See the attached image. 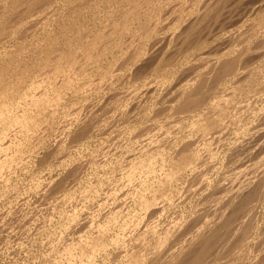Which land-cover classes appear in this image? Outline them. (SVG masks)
Returning a JSON list of instances; mask_svg holds the SVG:
<instances>
[{
  "label": "bare ground",
  "instance_id": "6f19581e",
  "mask_svg": "<svg viewBox=\"0 0 264 264\" xmlns=\"http://www.w3.org/2000/svg\"><path fill=\"white\" fill-rule=\"evenodd\" d=\"M222 1L0 0V147L3 149L7 144L3 152L9 150L6 154L2 153L4 156L0 153L3 157L0 158V171L3 169L0 176V193H4L2 195L5 196L9 192L11 173L17 165L13 163L16 158L26 152L29 155L37 153V145L45 149H42L43 154L38 153L35 156L38 159L37 162L34 160V164L36 166L39 164L38 169L46 157L51 156L53 158L49 157L51 162L55 161L53 164L57 162L62 171L68 170L71 173L72 181L77 186L81 181L87 180L79 191L83 198H93L98 192L108 189L105 192L107 197L106 193H110L111 188V191L115 189L113 182H119L123 187L122 192L126 191L123 196V193L119 195L122 196V200L125 196L123 202L121 197L119 198L120 204L113 198L111 199L113 201L107 198L114 205L116 203L112 209L105 208L109 202L104 205L101 202L97 203L98 207L102 208L100 209L102 213H94L96 210L99 211L98 208L94 210L95 206L94 211L92 210L93 217L91 212L90 220L88 218L89 223L91 222L88 230L86 228L88 222L84 221L86 225L82 224V227L86 226L84 227L86 231L82 234L77 232L78 230L74 231L80 234L76 238L73 235V238L67 236L70 239L65 240L67 238L65 237L63 240L62 232L66 229L67 232L71 230L72 224L78 220L76 217L79 210L60 214L58 225H52L55 233L49 234L50 247L46 250L49 251L48 256L52 254L60 261L57 264L65 261V264H264V152L262 156L260 153V157L253 153L252 157L254 155L257 157L252 163L247 162L249 169L244 170V166L241 169L238 167L240 171L234 172H237L235 177L228 176L231 163L234 161V155L232 156L230 150L238 146V143L242 142L240 138L244 137L237 138L240 131L248 124H253L264 117V58L261 61V56L248 61L245 59V55L250 51L264 52V9L256 13L254 21H248L250 23L248 27L243 29L239 26L243 30L238 31L230 39V36L225 35L229 41L227 48L224 46L226 48L224 53L217 54L212 60L207 57L210 61L207 59L208 62L205 61L203 64H200V60L197 62L198 65L194 62L196 65L193 68H187L178 81L176 78L177 83L176 81L171 83L175 84L172 85L175 87L173 94L171 93L172 97H169L171 94L168 95L166 86L161 92L160 84L168 80L172 82L175 70L193 54L188 49L189 44L185 48L181 46L173 48L170 40L168 46L163 48V45L166 46V39H163L164 41L160 39V44L157 41L159 45L155 43L159 46L157 49H161L162 41L165 43H162L165 50L161 53L158 50L156 54L157 49H152L151 46L154 45L150 42L159 36V31L163 29L162 22L165 20L167 22L166 25L163 23V27L165 25L167 31L178 30L180 38L189 34V31L200 30L201 26L202 28L206 26L202 24L208 19V22L212 23L215 19L213 13L215 9L219 10V5L224 3ZM236 6L238 7L237 4ZM211 14L214 15L212 20ZM173 31L167 33L164 30L163 34L171 37ZM194 31L190 32V36L194 35V39L190 40L198 41L199 39L195 38L198 32L193 34ZM29 35L32 36L30 42L26 40ZM185 37L188 39L186 35ZM16 40H20L21 43L18 41L17 45ZM191 42L193 46L194 43ZM14 44L16 46H13ZM170 45L173 50L169 52ZM19 47H22L23 50L20 49L26 55H23ZM224 47L220 48L221 51ZM220 49L215 52L219 53ZM199 52L198 55L202 52L205 54L204 50ZM158 53L161 57L157 63H153L158 59L156 58ZM259 54L264 57V53ZM212 55L210 53V56ZM200 56L203 62L205 56L202 54ZM196 57L194 55L193 58ZM146 65L149 72L145 70ZM148 73H152V79ZM229 79L234 80L230 85H226ZM143 85L150 87L145 88V92L140 91ZM170 88L171 86L169 90ZM159 89L170 98L166 100L161 94L167 102L164 101L165 105L162 106H156L157 100H162ZM100 92L103 93L102 98ZM152 92L159 97V99L155 97L156 104L152 103L154 99ZM93 93L95 95L99 93L100 96L91 101L93 98L90 96ZM148 110L152 112L149 119L144 117ZM124 115L128 117L125 118ZM137 122H141L140 127H137ZM260 124L261 122L255 126L259 127ZM117 126L120 131L114 138L112 137V148L108 151L102 146L104 151L100 149V153L98 151L100 145L96 146L98 143L94 145L96 146L94 151L91 147H84L85 139L89 141L94 138L95 141L97 138L95 134L98 136L106 134L110 128ZM252 126L254 128V124L249 128ZM262 127L260 128L263 129ZM254 129L252 133L247 132L251 133L252 137L254 134L259 135L260 130L257 132L256 128ZM52 133L57 136L56 138L54 135L56 138L54 140L50 139ZM243 134L241 132V135ZM108 135L110 137V134ZM251 135H246L250 137L246 139L247 143H250ZM261 136L264 137L260 134ZM255 139L257 142L258 138ZM231 140L240 141L237 144L233 143L236 144L234 146L231 145ZM228 152H231L230 158L233 160L223 162V158L229 159ZM98 154L101 155V159L97 158ZM243 154L239 155L242 157ZM218 157H222L221 160ZM78 162L81 163L78 165ZM23 168L25 171L26 168ZM242 175H249L250 178L248 177L247 181L239 180L238 177ZM49 180L51 188L46 185L48 192L44 187L42 189L45 195L48 194V200L55 196L58 188L53 187L51 178ZM227 180L228 182L230 180V184L226 182ZM107 181H112L109 185L113 187L109 186L110 188L99 191L101 185ZM224 181L229 185L225 186ZM222 182L224 186L221 185ZM68 187L66 185L67 191L62 194L69 200L76 185L72 183V186ZM6 189L8 191H5ZM114 193L119 194L117 191ZM99 196L98 201L107 200L103 195ZM115 197L118 198L114 196V199ZM87 200L84 199L86 202ZM111 205L107 207H112ZM179 205H184L188 213L184 214L182 211L173 214L171 209ZM5 209L0 215V221H4ZM16 210L14 209V212L20 211ZM8 211H13V208ZM14 212L13 216L22 214L21 211L18 214ZM12 213L9 212L10 219L13 218ZM17 217L23 220L20 216ZM5 219L7 220V214ZM14 221L13 219V223ZM9 222L8 225L11 224V220ZM4 223L7 225L6 221ZM14 228L13 230L20 231L17 227ZM58 230H61L60 235L57 234ZM55 241L59 243L57 247ZM3 242L5 243V240ZM110 249H115L114 255L110 253Z\"/></svg>",
  "mask_w": 264,
  "mask_h": 264
},
{
  "label": "rangeland",
  "instance_id": "374dc122",
  "mask_svg": "<svg viewBox=\"0 0 264 264\" xmlns=\"http://www.w3.org/2000/svg\"><path fill=\"white\" fill-rule=\"evenodd\" d=\"M227 1V2H226ZM228 1H230L229 3H228ZM244 0H223L222 2H224V3H222V4H220L219 6H220V8H219V6H218V8H219V10H217V9H215V12L213 13L215 16L216 15H218V16H214L213 14H211L210 15V17H208V18H210L211 20L212 19H214V20H212V23L211 22H208L209 21V19H208V21H205V23H203L202 25L204 26V25H206L205 27H203L202 28V26L199 28L200 30H202V31H200V30H193L194 31V33L193 34H196L197 32L199 33H197L196 35H195V38H197V39H199L198 41L200 42H198L196 39L195 40H190V39H194L193 37H194V35L193 36H190L191 34H190V32L191 31H189L188 33L189 34H185L187 37H188V39L190 40V41H192L191 43H194L193 44V46H192V44H190V41L188 40V39H185L186 37H185V35H183L182 36V38H180L181 37V35H179V33L180 32H178V30H176V31H173V30H169V31H173V33L172 34H174V36H172V34H171V32L169 33V34H171L170 36L171 37H175L176 35V37L173 39V38H171V37H168V36H166V35H164L163 33H164V30L168 33L169 31H167L166 29H165V25H166V23L165 22H167L166 20L165 21H163L162 22V26H161V31H159V36H158V34H157V38H155L156 40H151L150 42L152 43L151 45H154V47L153 46H151V45H149L150 43H148L147 42V44L149 45V46H151L152 47V49H157V47H159V46H157V45H159L160 44V39H166L165 41L167 42L166 43V46L165 45H163L164 47L163 48H165V47H167L168 46V44L170 43V41L172 42V46H173V48L175 47H187L188 46V44H189V47H188V49L190 50V53L191 54H193V56L192 57H190L189 58V60H187V61H185L184 62V64L181 66H179L180 67V69H182V71H180V69H179V67L175 70V75H173V77H172V79H171V81L172 82H170V80H168V81H166L165 83H162V84H160V85H162V91L161 92H163V90L164 89H166V87H168L167 89H168V95H170L171 93L173 94V91H174V89L173 88H175V87H173L174 85L173 84H171V83H173V81L175 82L176 81V78H177V81H178V78L182 75V73H184L186 70H188L187 68H193V66L194 65H196V64H194V62H198L199 60V62H200V64H203V63H205V61L206 62H208L207 61V59L209 58L210 60H212L213 59V57H215L217 54H222V53H224V50L227 48V44H228V39H227V37H229V39L233 36V35H235V34H237L238 33V31L240 32V31H242L243 29H245L246 27H248V25L250 24V23H248V21L249 20H252V21H254V19L257 17V14L256 13H258V12H260V10L262 11V9H264V0H245L244 2H243ZM237 2V3H236ZM238 5V7L236 6V4ZM246 3V4H245ZM255 3H257V4H255ZM249 4V5H248ZM261 4H262V7H261ZM242 5V6H241ZM257 6V7H256ZM217 7V6H216ZM253 7V8H252ZM233 8V9H232ZM261 8V9H260ZM229 9V10H228ZM231 9V10H230ZM251 9H253V10H251ZM217 11V12H216ZM232 11H234V12H232ZM239 11V12H238ZM244 11H245V13H244ZM230 12V13H229ZM243 12V13H242ZM217 13V14H216ZM234 15H233V14ZM236 13V14H235ZM241 13H242V15H241ZM221 14V15H220ZM227 14V15H226ZM230 14V15H229ZM232 14V15H231ZM237 14H239V15H237ZM245 15V16H244ZM251 15V16H250ZM254 15V16H253ZM214 16V18H212ZM223 16H224V18H223ZM240 16V17H239ZM227 18V20H226V18ZM233 17V18H232ZM253 17V18H252ZM230 18V19H229ZM237 18V19H236ZM72 20H73V16H72ZM210 20V21H211ZM224 20V21H223ZM82 21V20H81ZM80 20H79V22H81ZM215 21V22H214ZM218 21V22H217ZM220 21V22H219ZM230 23H228V22ZM251 21V22H252ZM67 22V21H66ZM70 22V21H69ZM84 22V21H83ZM214 22V23H213ZM223 22V23H222ZM250 22V21H249ZM163 23L165 24L164 25V27H163ZM208 23V24H207ZM83 24V23H82ZM168 24V23H167ZM209 27H208V26ZM212 25H213V28H212ZM214 25H215V27H214ZM217 25H219V26H217ZM224 27H223V26ZM236 25H238V26H236ZM242 25H244V26H242ZM242 27L241 29H240V27ZM221 27V28H220ZM202 28V29H201ZM210 28H211V30H210ZM217 28V29H216ZM220 28V29H219ZM231 28V29H230ZM221 29H222V31H221ZM204 30V31H203ZM205 30H206V32H205ZM219 30V31H218ZM192 31V32H193ZM200 31V32H199ZM208 31V32H207ZM231 31V32H230ZM161 32V33H160ZM166 32H165V34H166ZM175 32H178V33H176L175 34ZM191 32V33H192ZM204 32V33H203ZM209 32H211V33H209ZM227 32V33H226ZM236 32V33H235ZM231 33V34H230ZM168 34V35H169ZM204 34V35H203ZM211 34V35H210ZM217 34H219L218 36H217ZM228 34V35H227ZM162 35H163V37H162ZM227 37H226V36ZM211 36V37H210ZM214 36H216V37H214ZM32 38V36L31 35H29V38H26V40H30L31 41V38ZM178 37V38H177ZM191 37V38H190ZM199 37V38H198ZM19 38V37H18ZM34 38V37H33ZM168 38H171V39H168ZM177 38V39H176ZM208 38V39H207ZM226 38V39H225ZM201 39V40H200ZM221 39V41H219ZM163 40V41H164ZM170 40V41H169ZM174 40V41H173ZM179 40V41H178ZM181 40V41H180ZM17 41V40H16ZM19 42H20V40H18ZM18 41H17V45L19 44L18 43ZM29 41V42H30ZM159 42V44H157L158 42ZM161 42V49H157V50H155V53H156V51H158V50H160L159 52L161 53L162 51H164L165 49H163L162 48V43H164V42ZM196 43H195V42ZM203 41V42H202ZM25 42V41H24ZM157 42V43H156ZM169 42V43H168ZM177 42H179V43H177ZM182 42H184V43H182ZM197 42H198V44H197ZM21 43V42H20ZM157 45H156V44ZM209 45H208V44ZM213 43H214V45H213ZM165 44V43H164ZM177 44V45H176ZM180 44V45H179ZM200 44V45H199ZM226 44V45H225ZM170 45V49L168 50L169 52H170V50L172 49L173 50V48H172V46ZM196 45H198L197 47H196ZM13 46H16L15 44L13 45ZM190 46H192V47H190ZM199 46H201L202 48L200 49L199 48ZM206 46V47H205ZM224 47V49L221 51V49L220 48H222V47ZM151 47H148V49H151ZM208 47V48H207ZM22 49V47H19V49ZM197 49V51H198V49H199V51H203L204 50V52H205V54H203V52L201 53L202 54V56L204 57V60H203V62H202V60H201V54L200 55H198V52H196L194 49ZM214 48V49H213ZM21 49H20V51H21ZM219 49H220V52L218 53V52H215V51H219ZM23 50V49H22ZM195 52H194V51ZM211 50V51H210ZM19 51V52H20ZM151 51V50H150ZM215 52V54H214V52ZM19 52H17V53H19ZM21 52H23V51H21ZM20 52V53H21ZM206 52H208V53H206ZM195 53H197V54H195ZM200 53V52H199ZM210 53L211 54H213L212 56H210ZM252 55H251V54ZM259 53H264V52H256L255 53V50L254 51H250L247 55H245V59L248 61V60H250V59H253V58H256V57H258V56H261V58H260V61L261 60H263V55L262 54H259ZM22 54V53H21ZM157 54V53H156ZM257 54V55H256ZM23 55H26V53L24 54V52H23ZM158 55H159V53H158ZM158 55H156V58H158V59H155V61L153 62V63H157V61L160 59V57H161V54L159 55V57H158ZM194 55L195 56H197L196 58H193L194 57ZM256 55V56H255ZM200 56V57H199ZM208 57V58H207ZM210 57H212V58H210ZM200 58V59H199ZM191 59V60H190ZM193 59H195V60H193ZM208 59V60H209ZM8 60V59H7ZM192 60H193V62H192ZM209 60V61H210ZM8 61H6V63H7ZM188 62V63H187ZM192 62V64L193 65H191L190 63ZM202 62V63H201ZM10 63V62H9ZM186 64V65H185ZM199 63H197V65H198ZM150 66H151V64H149ZM150 66H148V67H150ZM185 66V67H184ZM147 67V65L145 66V70H146V72H147V70L149 69H147L146 68ZM182 67V68H181ZM184 68V69H183ZM129 71V69H126V71ZM180 72H179V71ZM125 71V72H126ZM150 70H148V72H149ZM178 71V72H177ZM124 72V71H123ZM152 72V71H151ZM149 74V75H148ZM147 75L148 76H150V78L152 79V76H151V74L152 73H148ZM237 77H239V76H237ZM96 78V77H95ZM150 79L148 78L147 79V81H149ZM232 80H234V79H232ZM231 79H229V81L227 82V84L226 85H230L231 84V81H232ZM177 81H176V83H177ZM92 82V81H91ZM230 82V83H229ZM233 82V81H232ZM95 83V82H94ZM229 83V84H228ZM166 84V85H165ZM173 85V86H172ZM225 85V86H226ZM115 86V85H114ZM152 86V85H151ZM166 86V87H165ZM171 86V88H170V90H169V87ZM142 88H141V90L140 91H144L145 92V88H148V87H150V86H148L147 85V87L146 86H141ZM120 88V87H119ZM119 88H117V89H119ZM160 88V87H159ZM112 89V88H111ZM161 89V88H160ZM160 89H159V93H160V96H161V94H162V96H164L165 98H166V100H167V98H169V97H172V94H171V96H169V97H167L166 95V93H167V90H166V92H165V94L166 95H164V93H161L160 92ZM113 90H115L114 89V87H113ZM112 92V91H111ZM144 92H142V93H144ZM154 92H156L157 93V91H154ZM154 92H152L151 94H153L154 96H153V98L155 99H153V101H152V103H155L156 104V100L157 99H159V97H156V93H154ZM159 93H158V95H159ZM102 92H100V95H101V98H102ZM99 95V93L97 94L96 93V95H95V93H93L91 96H90V98L92 99H90L91 101H93V100H95V98H98V96H100ZM157 95V96H158ZM97 96V97H96ZM104 96V95H103ZM162 96H161V98L160 99H162V100H157V103L158 104H156V106L158 105V106H162V104L163 105H165V102H166V100H164L165 98L163 97L162 98ZM157 99H156V98ZM170 99V98H169ZM89 100V102H91ZM161 103H160V102ZM163 101V102H162ZM165 101V102H164ZM167 103V102H166ZM151 105V104H150ZM151 110H152V107H151ZM151 110H148L147 112H146V115L144 116V117H147L148 119H149V115H150V113H152L151 112ZM148 114V115H147ZM259 115H261V114H259ZM123 117H125V118H127L128 117V115H127V117L124 115ZM261 119H264V117H262V118H260V120ZM259 119L257 120V121H260ZM257 121H255L253 124H254V128H256V130H257V127L258 126H255V124L256 125H258L260 122H261V126L259 125V129L258 130H260L259 132H258V130H257V132L259 133V135H257V136H259L260 137V134H262V135H264L263 134V130H264V121H260V122H257ZM141 125V122L140 123H136V125H137V127H140V125ZM253 124H248L246 127H243L242 128V130L240 131V134L238 135V137L237 138H240V137H242V136H244L243 138L245 139V140H243V138H240L241 140H242V142L240 141V143H238V146L236 145L237 144V142H239L238 140H237V142L235 141V142H232V141H234V140H231V145H236L237 146V151L235 150V148H236V146L233 148V149H231L230 151L232 152V156L234 155V157H233V159H234V161H232L233 159L232 158H230V157H232L231 156V152H228L227 153V157H229V159L228 158H223L222 159V161L223 162H227V161H232L233 162V164L231 163V168L229 169V174H228V176L229 177H231V176H233V177H235V175H236V173L238 172L239 173V168L241 169V168H243L242 166H244V170H247V169H249V165H248V167H247V162H248V164H250V163H252L254 160V158L256 159V157L258 156V157H260V153H261V156H262V152H264V144H262L263 142H264V137L263 136H261L260 138L259 137H257L254 133V135H253V137H252V135H251V133L252 132H254L255 131V129L253 128V126H252V128H249V127H251V125H253ZM262 125H263V127H262ZM260 127H262L263 129H261ZM113 128H114V130H113ZM113 128H110V130H108L107 132H106V134H103V135H97V134H95L94 136H97V138H96V142L92 139H89V141H87V139H85L84 140V143L86 144H84L85 146L84 147H91V148H93V151H94V149H96V146H98V145H100V146H98V151H100V149H101V151L104 149V150H106L107 149V151L110 149V148H112V141H113V139H112V137L114 138L117 134H118V132L120 131V130H118L119 129V127L117 126V128L116 127H113ZM249 128V129H248ZM108 128H106V130H107ZM252 129H254V130H252ZM112 130V131H111ZM246 131V132H244V131ZM248 130V131H247ZM263 132H262V131ZM251 132V133H247V132ZM104 132V133H105ZM115 132H117L116 134H115ZM241 132H242V134H243V132H244V134L243 135H241ZM110 134V137H111V139H110V137H109V135L108 134ZM111 133H113V135L111 134ZM247 133V134H246ZM256 133V132H255ZM55 133H52L51 134V136H50V139L52 140H54V139H56L57 138V136H56V138H55ZM246 135H251V140H252V138H254V136H255V138H258L257 139V142H259V143H257L256 142V139L254 138V141H252L251 142V140L249 141L250 143H247L246 142V139H249L250 137H247ZM103 136V137H102ZM240 136V137H239ZM246 137V138H245ZM263 137V138H262ZM100 138V139H99ZM236 138V139H237ZM261 139V140H260ZM90 140H91V142H90ZM98 140V141H97ZM102 140H104V141H102ZM141 140V139H140ZM258 140H260V141H258ZM86 141V142H85ZM107 141H108V143H107ZM261 141H263V142H261ZM95 142V143H94ZM101 142V143H100ZM253 142H255L254 143V146H256L255 148H254V146H253ZM96 143H98L97 145H96ZM111 143V144H110ZM233 143H236V144H233ZM247 143V144H246ZM89 144V146H87ZM242 144V145H241ZM245 144V145H244ZM249 144V145H248ZM251 144V145H250ZM259 144V145H258ZM94 145H96L95 147H94ZM246 145H248V149H247V146ZM257 145H258V148H257ZM6 146H7V144L4 146V148L6 149ZM38 147H36V148H38L37 149V153H35V154H32V153H30V155H31V157H30V155L29 154H27V152L26 153H24L26 156H24V154H22V155H19L18 156V158H16V161H19L20 163L18 164V162H13V163H15V164H17V165H15V164H13L12 163V165L15 167V169L13 170L14 172H12L11 173V177H12V181H11V186H10V188H8L9 189V192H7L6 193V198H5V196L4 195H2V194H4V193H0V211L2 212H0V215H2L4 212V209H5V214L3 215V218H4V221L2 220V221H0V223H2V225L0 224V264H17L18 262V264H57V262H60V261H58L57 259H56V257L54 256V255H50V253H49V255L50 256H48V252L49 251H46V250H49V247H50V235L49 234H54L55 233V231L53 230V228H52V225H54V224H56V225H58V221H59V219L61 218L60 216L63 214V213H65L66 214V212L68 211H70V210H72V211H78L79 210V212H78V217H76V219H78V220H75L76 222H74L72 225V228H71V230H69L68 232L66 231V230H64V232H62V239L64 240V238L65 237H67V236H71L72 238L74 237V238H76L78 235H80V234H82L83 233V231H86L85 229L87 228V230H88V226H90V224H91V222L89 223V220H90V217L89 216H91L90 215V213L92 212V210H93V208H95V206H96V208L94 209V210H96L97 208H98V210L99 211H94V213H96V212H100L101 210L100 209H102L101 207L99 208L98 206V204H101V203H103V205H104V203L106 204V202H109L107 205H111V204H113V205H111L112 207H107V205H105V208H108V209H112V208H114V206L116 205V203L117 204H120V200H119V198L121 197V200H122V196L124 195V193L126 192H122V189H123V187L121 186V184L119 183V182H117V183H112V181L111 182H105V183H103L102 185H101V188L99 189V191H103V188L104 189H107L109 186H111V187H113L112 185H109V183L111 184H115L114 186H115V189H117L116 191H117V193H119L118 191H120V193L119 194H116L115 195V193L114 192H116L115 191V189H113L112 191H111V189H110V193H111V195H109L110 193H106V196L107 197H105V192L108 190H104V192H98V194L100 195V193H103V194H101L100 196L98 195V194H96V195H98L99 197H103L104 196V198H109L110 200L113 198V200H115L116 201V203H115V205H114V203H111L110 201H108L109 199H107V200H105V199H103V201L104 202H102L100 199L101 198H99V200L100 201H98L97 200V198H98V196L97 197H90V198H83V196L81 195V193L79 192L80 191V187H81V185L82 184H84L85 182V180H83V179H81V180H83V181H79L80 183L78 184V186H77V184L74 182V181H72V175H71V173H69L68 172V170H65V172H68L69 173V175H67L68 173H65L64 171H62L61 169H60V166H58V164H57V162L55 163V164H57V165H55V164H53L55 161L54 160H52V162H51V159L50 158H52L51 156H48V157H46V159H45V162L43 163V164H45V165H43V164H41L40 165V167L41 168H39L38 169V167H39V164H38V166H36V164H34V160H35V162H37V159H38V157H35V156H37V154L38 153H40V155L41 154H43L42 153V151L43 150H45L44 148H40L39 147V145H37ZM104 148H103V147ZM246 146V147H245ZM252 147V149H250V147ZM100 147H102V148H100ZM233 147V146H232ZM241 147V148H240ZM242 147H243V149L245 150H243L242 149ZM245 147V148H244ZM1 148V147H0ZM3 148V149H4ZM35 148V149H36ZM40 148V149H39ZM263 148V149H262ZM2 148L0 149V153L2 154V153H5L6 154V152H9V150L7 151L6 150V152H3V151H5V150H3ZM32 149H34V148H32ZM43 149V150H42ZM241 149H242V151H243V153H242V151H241ZM256 151H255V150ZM103 150V151H104ZM253 150H254V152H253ZM41 151V152H40ZM101 151H100V153H101ZM236 151V153H234V152ZM239 151V152H238ZM238 152V153H237ZM29 153V152H28ZM234 153V154H233ZM243 154L244 156H240L239 154ZM250 153V154H249ZM253 153L254 154H256L257 156L255 157V155L252 157V155H253ZM259 153V154H258ZM5 154H2V156H4ZM238 155V156H240V157H238V156H236V155ZM246 154H247V156H246ZM250 156H249V155ZM1 155H0V158L2 157ZM22 156V157H21ZM98 157V159H101V155L100 154H98L97 155ZM27 157V158H26ZM32 157H35V158H32ZM50 157V158H49ZM244 157V158H243ZM3 158V157H2ZM19 158H23L22 160L20 159L19 160ZM220 160H221V158L222 157H218ZM242 158H243V160H242ZM248 158H250V159H248ZM32 160V161H30V160ZM53 159V158H52ZM228 159V160H227ZM231 159V160H230ZM252 159V160H251ZM26 160V161H25ZM29 162H28V161ZM49 160V161H48ZM226 160V161H225ZM235 160H238V162L236 161L235 162ZM249 160V161H248ZM251 160V161H250ZM25 161V162H24ZM27 162V163H26ZM48 162V163H47ZM244 162V163H243ZM25 163V164H24ZM33 163V164H32ZM81 163V162H80ZM79 162H78V165L80 164ZM235 163H236V165H235ZM240 163H242V165L240 164ZM22 164V165H21ZM49 164V165H48ZM51 165H52V168H51ZM235 165V166H234ZM239 165H241V166H239ZM12 166V167H13ZM50 166V167H49ZM23 167H25L26 169H25V171H23L24 170V168ZM37 168L38 170H36L35 168ZM232 167H234V168H232ZM239 167V168H238ZM20 168V169H19ZM27 168H29V169H27ZM57 169V172H56V169ZM23 169V170H22ZM45 169V170H44ZM235 169V170H234ZM16 170V171H15ZM33 172H32V171ZM42 170V171H41ZM48 170H50V172H47ZM54 172H53V171ZM61 170V171H60ZM237 170H239V171H237ZM2 171H3V169H1V171H0V176H1V174H2ZM4 171H7L6 169H4ZM30 171V172H29ZM235 171H237L236 173H234ZM63 172H64V174H63ZM14 173V174H13ZM30 174V175H28V174ZM48 173V174H47ZM55 173V174H54ZM60 173V174H59ZM62 173V174H61ZM232 173H234V175L231 174ZM39 174V175H38ZM43 174H45V176L43 175ZM54 174V175H53ZM57 174V175H56ZM66 174V175H65ZM251 173H249V175H250ZM249 175H247V176H244V175H242V176H240V178L238 177V179L239 180H243V181H247V179H249L250 177H249ZM29 176V177H28ZM32 176V177H31ZM40 176H41V178H40ZM49 176V177H48ZM60 176V177H59ZM62 176H64L63 178H62ZM66 176H68V177H66ZM71 176V177H70ZM227 176V177H228ZM245 177V179H244V177ZM27 177H28V179H27ZM39 177V178H38ZM56 177V178H55ZM59 177V178H58ZM249 177V178H248ZM22 178H24V179H22ZM31 178V179H30ZM51 178V180H52V182H51V184L53 185V187H55V186H57L58 188L56 189L57 190V192H56V194H57V196H56V194H55V196L54 197H52V198H50L49 200H48V198H49V196H47L48 194H47V192H48V190H46L47 189V186L50 184V179ZM56 181V183H55V181L53 180V179ZM65 178V179H64ZM68 178V179H67ZM21 179V180H20ZM38 180V182H37V180ZM60 179V180H59ZM20 180V181H19ZM41 180V181H40ZM46 180V181H45ZM48 180V181H47ZM66 180V181H65ZM72 182H71V181ZM17 181V182H16ZM28 181H29V183H28ZM33 181V182H32ZM54 181V182H53ZM60 181V182H59ZM62 181H65L64 183H66L67 182V184H64ZM87 181V180H86ZM12 182H13V184H12ZM26 182V183H25ZM47 182V184H45ZM48 182H49V184H48ZM226 182H228V180L226 181ZM229 182H230V180H229ZM228 182V183H229ZM16 183V184H15ZM25 183V184H24ZM61 183V184H60ZM72 183H73V185L75 184L76 185V188L74 189V191L73 192H71L72 194H71V197H70V199L68 200V198H64L63 197V194L62 193H66V191H67V188H69L68 187V185H71L72 186ZM224 183H225V181H224ZM228 183H225L226 185L225 186H227V185H229ZM21 186H20V185ZM27 184H29V186H27ZM45 184V185H44ZM60 184V185H59ZM108 186H107V185ZM120 184V186H118V187H120L119 189H118V187L116 186V185H119ZM18 185V186H17ZM32 185V186H31ZM35 185V186H34ZM47 185V186H46ZM62 185H64V186H62ZM66 185H67V188H66ZM106 185V186H105ZM221 185H223V182L221 183ZM22 186H24V187H22ZM42 186V187H41ZM224 186V185H223ZM11 187H13V188H11ZM17 187H19V188H17ZM25 187H27V189L25 188ZM39 187V188H38ZM43 187H44V189L47 191L46 192V194L47 195H45V191L44 190H42L43 189ZM49 187H50V185H49ZM48 187V188H49ZM62 189H61V188ZM65 187V188H64ZM106 187V188H105ZM24 188V190L22 191V189ZM51 188V187H50ZM49 188V189H50ZM64 188V189H63ZM110 188V187H109ZM8 189H6L5 191H8ZM19 189V190H18ZM61 191H59V190ZM125 189V188H124ZM11 190V191H10ZM16 190H18V191H16ZM28 190V191H27ZM4 191V192H5ZM35 191L37 192V193H35ZM63 191V192H62ZM114 191V192H113ZM24 192V193H23ZM33 192V193H32ZM60 192V193H59ZM75 192V193H74ZM78 192V193H77ZM114 193V195H113V193ZM12 193V194H11ZM16 193V194H15ZM41 193V194H40ZM123 193V194H122ZM25 194V195H24ZM40 194V195H39ZM120 194H122V196H120L119 197V195ZM9 195H10V197H9ZM30 195V196H29ZM103 195V196H102ZM18 196V197H17ZM22 196V197H21ZM46 196V197H45ZM61 196V197H60ZM73 196V197H72ZM114 196H118V198L117 197H115L116 199H114ZM2 197H4V198H2ZM16 197V198H15ZM45 197V198H44ZM48 197V198H47ZM75 197V198H74ZM77 197V198H76ZM111 197V198H110ZM30 198V199H29ZM44 198V199H43ZM83 198V199H82ZM95 198V200H93ZM4 199V200H3ZM28 199V200H27ZM36 199V200H35ZM40 199V200H39ZM78 199H80V200H78ZM84 199L85 200H89V199H91L90 201H88L87 200V202L86 201H84ZM12 200V201H11ZM20 200V201H19ZM33 200V201H32ZM43 200V201H42ZM113 200H111V201H113ZM123 200H125V196H124V198H123ZM123 200L121 201V202H123ZM56 201V202H55ZM119 203H118V202ZM3 202H5L4 203V205H3ZM7 202V203H6ZM11 202V203H10ZM15 202V203H14ZM46 202V203H45ZM50 202V203H49ZM64 202V203H63ZM90 202V203H89ZM96 202V203H95ZM99 202H101V203H99ZM25 203V204H24ZM31 203V204H30ZM39 203V204H38ZM84 203V204H83ZM94 203V204H93ZM98 203V204H97ZM10 204V205H9ZM16 204V205H15ZM22 204V205H21ZM35 204V205H34ZM55 206H54V205ZM93 204V205H92ZM188 204V203H187ZM186 204V205H187ZM9 205V206H8ZM21 205V206H20ZM39 205V206H38ZM41 205V206H40ZM53 207H52V206ZM60 205V206H59ZM86 205V206H85ZM14 206V207H13ZM19 206V207H21L20 209H19V207L17 208V207ZM22 206H25V208L24 207H22ZM39 208H38V207ZM57 206V207H56ZM78 206V207H77ZM82 206V207H81ZM85 206V207H84ZM94 206V207H93ZM102 206V205H101ZM182 206H183V208H182ZM4 207V208H3ZM63 207V208H62ZM65 207V208H64ZM92 207V208H91ZM181 207V208H180ZM13 208V211H8V210H11V209ZM31 208V209H30ZM33 208H35V209H33ZM42 208V209H41ZM47 208V209H46ZM54 208H56V209H54ZM62 208V209H61ZM73 208V209H72ZM91 208V209H90ZM176 208V209H175ZM175 208H173V209H171V212H173V214L174 213H177V212H179V213H182V211L184 212V214H186V213H188V211H186L187 209H186V207L184 206V205H179V206H176ZM3 209V210H2ZM14 209L16 210V209H18V210H20L21 212H22V214L20 215V214H18L19 212H14ZM24 209L26 212H24V210L22 211V210ZM39 209H41V210H39ZM90 209V210H89ZM185 209V210H184ZM27 210H28V212H27ZM31 210V211H30ZM45 210V211H44ZM47 210V211H46ZM58 210V211H57ZM104 211H105V209H103ZM102 210V211H103ZM175 210V211H174ZM177 210V211H176ZM66 211V212H65ZM9 212H10V214L12 213V212H14L15 214H18V215H14L13 216V213H12V216H13V218L12 219H10L11 218V216L9 215ZM29 212H31V213H29ZM36 212V213H35ZM39 212V213H38ZM85 212H87V213H85ZM89 212V213H88ZM170 211H169V213H171ZM51 213H53V214H51ZM55 213V214H54ZM83 213V214H82ZM93 212L91 213L92 214V217H93V214H94ZM100 213H102V212H100ZM6 214H7V220L5 219L6 218ZM34 214H35V216H34ZM44 214V215H43ZM46 214V215H45ZM50 214V215H49ZM61 214V215H60ZM87 214H89V215H87ZM26 215V216H25ZM49 215V216H48ZM53 215V216H52ZM86 215V216H85ZM8 216H9V218H8ZM15 216H16V218H15ZM17 216H20L21 217V219H26V220H28L27 221V223L25 222L26 220H20L19 219V217H17ZM25 216V217H24ZM32 216V217H31ZM58 216V217H57ZM81 218H80V217ZM1 217V216H0ZM30 217V218H29ZM36 217V218H35ZM44 217V218H43ZM48 217V218H47ZM91 217V218H92ZM43 218V219H42ZM47 220H46V219ZM88 218H89V220H88ZM11 220V224L10 225H8L10 222V220ZM13 219L15 220L14 221V223H13ZM57 219V220H56ZM18 220V221H17ZM37 220H39V221H37ZM43 220V221H42ZM49 220H52V222L50 223V221ZM6 221V224L7 225H5V222ZM31 221V222H30ZM42 221V222H41ZM53 221H55V222H53ZM57 221V222H56ZM84 221H87L88 222V224H87V227L86 226H84V227H86V228H84V227H82L85 223H84ZM78 222V223H77ZM29 223V224H28ZM34 223V224H33ZM41 223V224H40ZM45 223V224H44ZM48 223V224H47ZM50 223V224H49ZM76 223V224H75ZM3 224H4V226H10V227H8V228H1V227H4L3 226ZM22 224H23V226H22ZM25 224V225H24ZM31 224V225H30ZM38 224V225H37ZM44 224V225H43ZM81 224V225H80ZM83 224V225H82ZM18 225H19V227H18ZM37 225V226H36ZM45 225H48V226H45ZM86 225V224H85ZM25 226V227H24ZM14 227H17L20 231H18V230H13V229H15ZM20 227H23V229L21 228L20 229ZM36 229H34V228ZM43 227V228H42ZM77 227V228H76ZM24 228H26V229H24ZM28 228V229H27ZM37 228H39V229H37ZM46 228V229H45ZM84 229V230H82V229ZM1 229L3 230V231H1ZM26 231V233H25V231ZM44 230V231H43ZM78 230V231H77ZM9 231V232H8ZM24 231V232H23ZM27 231H28V233H27ZM41 233H40V232ZM59 232L57 233L58 235H60L61 234V230H58ZM74 231H77V232H79L80 234H78L77 232H74ZM82 231V232H81ZM15 232H16V234H15ZM25 233V234H23V233ZM72 232V233H71ZM8 233V234H7ZM21 233V234H20ZM29 233H33L32 235H29ZM36 233V234H35ZM60 233V234H59ZM35 234V235H34ZM69 234V235H68ZM10 235V236H9ZM20 235H21V237H20ZM43 235H45V236H43ZM58 235H56V236H58ZM74 235V236H73ZM53 236H55V235H53ZM8 237L10 238V239H8ZM19 237V238H18ZM23 237V238H22ZM43 237V238H42ZM69 237H67V238H65V240H67V239H70ZM6 238V239H5ZM12 239H14V240H12ZM18 239V240H17ZM35 239H36V241H35ZM5 240V243L3 242ZM8 240V241H7ZM12 240V241H11ZM27 240V241H26ZM21 241V242H20ZM30 241H31V243H30ZM34 241V242H33ZM49 244H48V243ZM57 244H55V246L57 247V245L59 244L57 241H55ZM17 243V244H16ZM20 243H22V244H20ZM26 243V244H25ZM7 246H6V245ZM14 246H13V245ZM48 244V245H47ZM23 245V246H22ZM32 245V246H31ZM45 245H47V246H45ZM13 246V247H12ZM26 246V247H25ZM29 246V247H28ZM20 247V248H19ZM41 247V248H40ZM28 248V249H27ZM31 248V249H30ZM38 248V249H37ZM20 249V250H19ZM16 250V251H15ZM111 250V252L110 253H112V255H114V251H115V249H110ZM18 251L20 252V253H18ZM36 251V252H35ZM46 253H45V252ZM26 254H25V253ZM28 252V253H27ZM41 252V253H40ZM24 253V254H23ZM40 253V254H39ZM18 254H20V255H18ZM32 254V255H31ZM44 254H45V256H44ZM5 255V256H4ZM37 255V256H36ZM21 256V257H20ZM26 256V257H25ZM33 256V257H32ZM40 256V257H39ZM47 256V257H46ZM22 257H24V259H21ZM32 257V258H31ZM41 257H42V259H44V260H42L41 259ZM47 259H46V258ZM113 258V257H112ZM41 259V260H40ZM22 262H21V261ZM28 260V261H27ZM47 260V261H46ZM34 263H33V262ZM53 261V262H52ZM66 263V261L65 262H62L61 264H65ZM59 264V263H58ZM68 264V263H67Z\"/></svg>",
  "mask_w": 264,
  "mask_h": 264
}]
</instances>
